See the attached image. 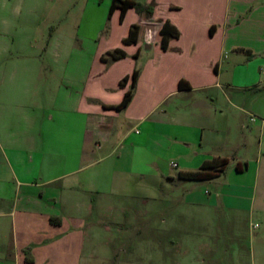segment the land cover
Instances as JSON below:
<instances>
[{
    "label": "crops",
    "instance_id": "1",
    "mask_svg": "<svg viewBox=\"0 0 264 264\" xmlns=\"http://www.w3.org/2000/svg\"><path fill=\"white\" fill-rule=\"evenodd\" d=\"M80 1L102 10L81 18L82 37L110 43L98 52L97 69L72 41L68 55L56 53L57 61L72 58L70 66L44 81L37 63L47 50L28 53L15 36L0 47V264H112L102 235L111 232L108 221L120 226L140 212L134 202L147 205V218L154 217L150 202L166 193L189 207L211 206L201 184L227 168L211 181L179 178L205 162L228 159L227 167L247 165L243 173L255 165L248 190L263 181L264 0H134L154 3L153 14L130 8L123 19L120 9L109 17L112 0ZM167 21L180 37L165 51ZM134 25L138 40L125 44ZM117 49L127 56L102 60ZM136 69L130 104L111 109L131 89V81L120 82ZM181 81L190 89L180 90ZM179 246L174 263L159 264L216 263L204 257L208 243Z\"/></svg>",
    "mask_w": 264,
    "mask_h": 264
},
{
    "label": "rangeland",
    "instance_id": "2",
    "mask_svg": "<svg viewBox=\"0 0 264 264\" xmlns=\"http://www.w3.org/2000/svg\"><path fill=\"white\" fill-rule=\"evenodd\" d=\"M72 1L0 0V47L5 41L11 43L12 36H15L16 39H25L28 53L47 50L37 63L44 81L52 71L58 70L62 74L70 66L72 58L62 57L57 61L56 53L68 55L72 41L85 50L86 63L91 62V67L97 69L100 65L98 52L106 43L93 46L82 37L85 27L81 18L89 14L94 17L102 10L88 9L80 0ZM108 45L110 43L105 47ZM29 65L31 63H27L30 68ZM244 131L249 132L248 127ZM255 170L252 165L251 171L240 174L235 165H228L220 178L202 183L199 192L211 201L208 207L186 206L183 198L173 193L163 194L166 188H159L156 183V190L163 195L158 201L150 202V206L154 205V217L142 215L147 205L134 202L140 212L122 217L123 225H111L108 221L111 232L103 233L102 239L112 245L105 250V256L111 257L112 264L148 260L159 264L161 261L168 263L169 258L174 263L172 260L182 252L179 248L182 241L186 245L200 242L211 245L213 249L203 253L208 259L214 258L215 264H264V176L254 189L246 188L253 187ZM238 186L242 192L230 194L229 189ZM149 242L156 243L157 249H146ZM152 252L154 256L149 257Z\"/></svg>",
    "mask_w": 264,
    "mask_h": 264
},
{
    "label": "trees",
    "instance_id": "3",
    "mask_svg": "<svg viewBox=\"0 0 264 264\" xmlns=\"http://www.w3.org/2000/svg\"><path fill=\"white\" fill-rule=\"evenodd\" d=\"M130 8H135L139 12H146L148 15L153 14L155 9V4L152 3L148 7H143L142 5L136 3L134 0H112V5L109 12V17L113 15L116 9L122 11L121 19L125 17L126 12ZM140 30L139 25H134L130 31L129 36L124 40L125 44H133L138 40V33ZM162 34V48L166 51L169 49V43L172 39H177L180 37V31L168 21L165 22L161 29ZM109 59L107 57H102L104 62L118 61L125 58L127 55L124 51L117 49L113 52L108 53ZM140 76V70L136 69L132 76L125 77L120 82V87L125 88L128 81H131V89L126 92L122 102L117 105L110 107L111 109L122 111L128 107L130 104L134 90L137 86V81ZM180 90L190 89V86L187 82L181 81L179 84ZM229 163L228 159H222L218 161L205 162L202 167L196 171L189 172H180L179 178L186 181H211L220 177L226 170L227 164ZM247 168V165L237 164L235 169L238 173H243Z\"/></svg>",
    "mask_w": 264,
    "mask_h": 264
},
{
    "label": "built area",
    "instance_id": "4",
    "mask_svg": "<svg viewBox=\"0 0 264 264\" xmlns=\"http://www.w3.org/2000/svg\"><path fill=\"white\" fill-rule=\"evenodd\" d=\"M255 120H256V118H252V121H255ZM173 167H174V168H177L178 165H177L176 163H174V164H173Z\"/></svg>",
    "mask_w": 264,
    "mask_h": 264
}]
</instances>
